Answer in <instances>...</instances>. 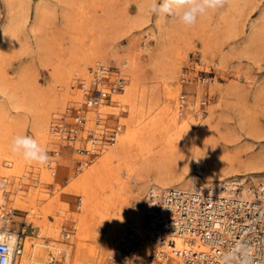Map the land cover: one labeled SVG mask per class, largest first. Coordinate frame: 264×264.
<instances>
[{"label":"rangeland","instance_id":"374dc122","mask_svg":"<svg viewBox=\"0 0 264 264\" xmlns=\"http://www.w3.org/2000/svg\"><path fill=\"white\" fill-rule=\"evenodd\" d=\"M149 2L23 0L20 5L17 1L8 5L6 0H0V107L4 105L9 109L7 114H0V124L3 125L0 134H6L4 125L14 124V128L9 129L13 138L16 135L34 138L32 122L27 117L24 120V108H10L12 94L15 92L19 97L39 95V92H46L55 85L58 71L62 74L84 72L81 70L83 65L69 64L67 60L72 51L96 39L102 51L100 65L114 72L123 61L114 58V51L134 54L138 76L148 87L155 86L158 110L167 101L166 87L179 88L177 97L179 100L180 96L184 97L183 101L180 100L181 116L185 117L187 111L192 112L191 102L197 100L203 117L209 114V108L219 116L217 140L221 145L229 150H238L242 159L260 151L264 147V0H241L235 6L225 0L222 7L208 10L192 26H185L178 17L150 13ZM152 2L158 4L160 0ZM37 3L47 8L46 16L39 23L34 15ZM140 6L143 8L139 9ZM10 18L22 21L17 30L4 33L2 29ZM172 63L178 66L177 74L173 78L166 77L169 74L167 68ZM232 84L239 87L238 94L231 93ZM80 85L81 81L77 79L67 96L68 104L74 103L81 94ZM47 148L50 161L66 167L61 174L62 180L42 183V191L53 195V186H65L67 178L81 172L78 161L82 162L84 156L76 154L71 146L63 145L61 160L58 161L53 147ZM64 154L68 155V160L71 157L69 162L63 158ZM7 159H2L3 165ZM142 163L136 161V169L129 176L121 168L120 174L127 184L125 200L131 208L147 201L146 184L154 181L157 175L182 170L181 165L169 160L158 159V165L156 162ZM33 173L19 185L25 195L39 187L40 177ZM186 173L187 177L197 174L196 165H190ZM246 177L248 181L252 180L250 174ZM12 180L6 184L9 191L7 187L2 190L1 208L5 213L3 218L7 217L8 222L4 220L0 228L7 226L16 232L21 244L26 239L33 246L38 243V253L34 256L37 264H72L77 243L75 221L70 218L61 222L60 227L54 225L53 228L34 224L27 209L12 204L14 189L17 188V183ZM62 194L71 208L77 207L83 197L71 190ZM48 218L54 222L53 217ZM43 229L45 233L42 234ZM103 229L96 224L89 236L79 237V264H103L112 252L106 249ZM123 234L126 235L125 232ZM91 245L99 255L103 254L101 262H97L90 253Z\"/></svg>","mask_w":264,"mask_h":264},{"label":"bare ground","instance_id":"6f19581e","mask_svg":"<svg viewBox=\"0 0 264 264\" xmlns=\"http://www.w3.org/2000/svg\"><path fill=\"white\" fill-rule=\"evenodd\" d=\"M12 1H17L20 5L23 0H6L8 5ZM239 1L241 0H227L231 6H235ZM40 3L36 4L34 14L38 23L46 16L47 12L46 5ZM141 8L143 7L140 6L139 9ZM20 21H22L20 18L8 19L2 32L7 33L11 29L17 30ZM101 52L99 42L95 39L86 46L72 51L71 54L69 53L67 62L73 65H83L81 70H85L84 72L69 71L62 74L58 71L55 85L48 91L39 92V95L38 93L32 94L28 97H23V95L19 97L14 92L11 96L12 105L10 108H24V120L27 117L32 122L34 138L46 148L47 146L53 147V151L58 155L55 157L58 161L61 160V147L65 143L54 135L53 126L62 119H68L66 117V109L69 107L67 96L77 79L81 81V94L77 96L76 106H80L81 112H88L86 132L90 130L95 132L103 126L102 122L97 121L99 114L112 115L117 118L118 126L115 128L114 141L96 146L94 141L97 140V137L87 139L84 145H86L90 155L85 156V160L84 158L81 159L83 160L79 167L81 172L67 178L65 186H53V195H47L43 192L41 189L43 182L55 183L62 180L61 174L65 172V165H59L57 161H50L47 166L31 162L28 164L22 156L14 154L10 147L13 135L11 134L12 131L9 130L14 128V124H8V127L4 125L7 128L6 134H0V177H3L2 181H5L6 184L12 178H16L12 180L17 183V188L14 189L15 195L12 198L14 207L27 209L29 219L40 227L53 228L54 225L60 227L61 222L70 218L75 221L73 226L77 232V243L75 244L76 251L72 264H79L78 259L81 251L78 242L79 237L89 236L96 224H100L102 229L104 228L106 249L112 251L108 257L119 251L125 239L124 232L126 235L134 232L136 235L144 237L147 232L145 222L149 205L155 204L157 200L159 202V197L171 187L198 191L207 190L210 193L216 192L224 196L228 194V189L231 188V180L238 179L239 182H243L245 178L247 179L246 175L250 174L252 180L244 184L243 197L254 199V196L249 195L245 188L249 187V184L258 185L264 181V147L242 159L238 150H229L227 146L221 145L217 140L219 139V116L209 108V114L203 117L202 108L200 109L198 106L197 100L191 102L192 112L187 111L185 117L181 116L182 109L180 107L182 103L177 97L179 88L165 86L164 94L167 101L158 110L159 102L158 96L155 94V86L148 87L140 79L135 71L134 54L130 52L125 54L119 50L113 52L115 59H123V61L121 60V67H119L124 78L122 89L113 91L109 101L100 100L98 105H94L90 101L87 105L82 89H87L96 72L95 80L101 81L104 87L107 85L106 77L102 75L101 71L100 61L103 60ZM167 69L169 74L165 76L173 78L177 74L178 66L172 63ZM117 78L113 75L109 80L112 82L113 79L117 80ZM238 89L237 85H230L231 93L238 94ZM223 95L225 94L222 93ZM8 111L9 109L4 105L0 107V114H7ZM2 128L3 125L0 124V133ZM86 132L82 131L79 137L83 136L82 139L84 140ZM76 142L73 143L75 148L81 144V142ZM158 145H160L159 149ZM96 147L99 148L98 151V148L94 150ZM67 157V154L63 155L66 161L68 160ZM3 158H8L6 165L2 164ZM158 159L177 162L182 166V170L167 172V174L164 173L159 177L157 175L154 181L146 184L148 187L147 201H142L136 207L131 208L125 200L127 184L120 174L121 168H124L129 176L136 169L134 166L136 161L139 162L140 160L143 165L152 162H156L155 164L158 165ZM63 163L66 162L63 161ZM190 165H196L198 173L187 177L186 171L190 169ZM31 173L40 177L38 179L39 187L25 195L20 191L21 186L19 185L22 180H27ZM2 190L0 189V217L3 218L5 213L2 212L1 208ZM69 190L78 192L83 196L77 207L71 208L63 198L65 195L62 193ZM250 190L252 191L251 188ZM150 196H153L152 199L149 198ZM124 203L125 205H123ZM50 216L54 218V222L49 220L48 217ZM4 220L8 222L7 217ZM0 232L15 234L16 237L15 240H8L0 236V241L7 242L11 248L10 264H31L35 254L38 253L36 246L38 243H33V246L31 241L26 239L21 244L16 232L10 231L7 226L0 228ZM43 233H45L44 229L42 230ZM171 239L174 250L199 252L204 248L198 239L193 244L189 242L186 235H175ZM90 247V253L96 258L95 260L101 262L103 254L99 255L97 250L93 249L94 246L91 245ZM166 249L169 250V248ZM143 252L145 255L152 253L148 243H144ZM171 256L172 264H184L181 256L175 251L171 253ZM107 259L103 264H107ZM141 260L142 258H139L136 262Z\"/></svg>","mask_w":264,"mask_h":264},{"label":"built area","instance_id":"2783aa9c","mask_svg":"<svg viewBox=\"0 0 264 264\" xmlns=\"http://www.w3.org/2000/svg\"><path fill=\"white\" fill-rule=\"evenodd\" d=\"M101 71L107 85L104 87L101 81L95 80L96 72L87 89H82L87 105L90 101L94 105L100 100L109 101L113 91L122 89L124 78L120 68L114 72L101 65ZM113 75L118 78L111 82L109 78ZM183 99L180 96V100ZM76 104L77 101L69 104L66 109L68 119L54 125L53 131L76 154L85 157L90 155L84 145L87 139L97 137L96 146L114 141L118 120L99 114L97 121L103 126L95 132H86L88 112H81ZM82 131L87 133L85 141L83 136L79 137ZM76 141L81 144L74 148ZM78 162L81 164L80 160ZM246 182H249L246 178L243 182L231 180V188L224 196L207 190L169 188L159 197V202L157 200L148 207L146 235L127 233L119 251L108 257L107 264H172L171 253L174 251L184 264H264V181L245 188L254 199L243 197ZM175 235H186L192 244L198 239L204 248L199 252L174 250L171 238ZM144 243L149 244L152 253L144 254ZM10 249L7 242L0 241V264H10ZM139 258L142 260L136 262Z\"/></svg>","mask_w":264,"mask_h":264},{"label":"clouds","instance_id":"9594fccd","mask_svg":"<svg viewBox=\"0 0 264 264\" xmlns=\"http://www.w3.org/2000/svg\"><path fill=\"white\" fill-rule=\"evenodd\" d=\"M225 0H160L157 4L150 0L148 10L152 14L178 17L185 26H192L197 19L208 10L222 7ZM11 151L22 156L25 161L41 166H47L50 156L46 147L42 146L35 138L28 135H16L11 141ZM6 187V182L0 180V189ZM4 218L0 217V227L3 226ZM8 240H15V234L0 232ZM31 264H37L33 258Z\"/></svg>","mask_w":264,"mask_h":264}]
</instances>
